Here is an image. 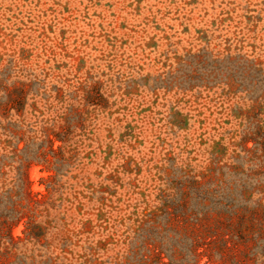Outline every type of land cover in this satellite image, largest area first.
Returning a JSON list of instances; mask_svg holds the SVG:
<instances>
[{
    "label": "rangeland",
    "instance_id": "374dc122",
    "mask_svg": "<svg viewBox=\"0 0 264 264\" xmlns=\"http://www.w3.org/2000/svg\"><path fill=\"white\" fill-rule=\"evenodd\" d=\"M0 214V264H264V0H0Z\"/></svg>",
    "mask_w": 264,
    "mask_h": 264
},
{
    "label": "trees",
    "instance_id": "16d2710c",
    "mask_svg": "<svg viewBox=\"0 0 264 264\" xmlns=\"http://www.w3.org/2000/svg\"><path fill=\"white\" fill-rule=\"evenodd\" d=\"M22 219L23 217L20 214L11 216H8L7 214H0V232L8 227V235L10 236V239H14L15 236L13 229L21 223ZM29 223V221L26 222L27 226Z\"/></svg>",
    "mask_w": 264,
    "mask_h": 264
}]
</instances>
